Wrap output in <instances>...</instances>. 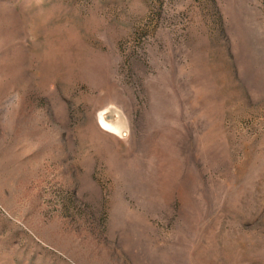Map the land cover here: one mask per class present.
I'll return each mask as SVG.
<instances>
[{
    "label": "rangeland",
    "instance_id": "rangeland-1",
    "mask_svg": "<svg viewBox=\"0 0 264 264\" xmlns=\"http://www.w3.org/2000/svg\"><path fill=\"white\" fill-rule=\"evenodd\" d=\"M0 264H264V0H0Z\"/></svg>",
    "mask_w": 264,
    "mask_h": 264
},
{
    "label": "bare ground",
    "instance_id": "bare-ground-1",
    "mask_svg": "<svg viewBox=\"0 0 264 264\" xmlns=\"http://www.w3.org/2000/svg\"><path fill=\"white\" fill-rule=\"evenodd\" d=\"M101 126L102 128H104L105 130L106 129H109L111 131H116L117 132V127L113 126L112 124H110L109 122L105 121L104 119L101 120Z\"/></svg>",
    "mask_w": 264,
    "mask_h": 264
}]
</instances>
